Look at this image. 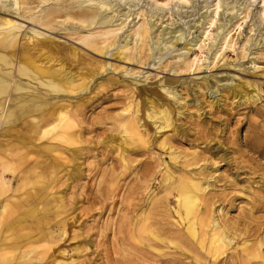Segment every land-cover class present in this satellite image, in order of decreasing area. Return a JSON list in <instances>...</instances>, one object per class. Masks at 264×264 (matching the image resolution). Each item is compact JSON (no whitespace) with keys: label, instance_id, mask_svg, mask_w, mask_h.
<instances>
[{"label":"rangeland","instance_id":"1","mask_svg":"<svg viewBox=\"0 0 264 264\" xmlns=\"http://www.w3.org/2000/svg\"><path fill=\"white\" fill-rule=\"evenodd\" d=\"M74 1L50 0L62 6L49 26L31 18L38 9L35 0H20L16 13L9 8L0 11L1 18L27 28L30 39L21 40L25 48H37L43 60L61 61V75L69 84L77 88L88 82L71 98L77 103L69 102L65 93L57 94L58 99H67L64 103L69 104L79 133L76 144L59 142L75 151L74 158L69 154L72 150H63L65 159L48 156L46 162L20 174L19 180L12 176L18 170L7 173L6 195L38 192V208L45 206L55 219L57 238L47 252L67 264L123 260L167 264L129 248L139 238H127V220L151 215L161 221L157 228L174 231L176 198L166 187L183 175L205 183L209 214L227 225L224 230L231 244L215 259L172 235L161 236L164 243L146 250L167 252L181 264H243L244 250L260 241L264 256V22L257 16L261 0H219L217 13L218 0H188L179 7L157 10L155 16L149 12V0L120 2L111 8ZM95 8L111 19L100 24L98 19L90 22L78 16ZM145 20L146 50L133 34ZM115 28L106 36V29ZM225 28L230 29V41L223 47ZM155 46L159 54L152 57ZM150 107L166 109L167 126H159L158 114L147 117ZM126 116L137 117L144 144L133 140L124 147ZM21 130L29 141L36 139L34 132ZM14 139L6 135L3 141ZM169 147L179 157L173 159ZM25 149L16 148L12 158ZM33 169L38 173L33 174ZM58 206L64 209L57 214ZM249 256L250 264H261V258Z\"/></svg>","mask_w":264,"mask_h":264},{"label":"bare ground","instance_id":"2","mask_svg":"<svg viewBox=\"0 0 264 264\" xmlns=\"http://www.w3.org/2000/svg\"><path fill=\"white\" fill-rule=\"evenodd\" d=\"M35 1L38 9L31 14V18L38 17L34 20L41 21L45 26L51 25L54 14L61 10L62 5L49 3L50 0ZM127 1L131 2L132 0H81L80 2H96L100 8H111L115 4L127 3ZM174 1L176 2L149 0L147 1L149 12L155 16L158 14L157 10L164 9L168 5L179 7V5L188 2V0ZM219 3V0L215 3V13L220 7ZM8 8L16 13L20 8V0H0V11ZM140 13L144 16L143 10H140ZM123 15L126 19L129 16V11ZM78 16L90 22L98 19L100 24L111 19L99 14L96 8L80 11ZM257 16L264 22V0H261ZM118 28H122V26ZM116 29H106V36ZM26 31V27L15 22L12 23L10 18L0 17V197L8 191L6 185L9 183V177H7V173H15L18 170L12 176L19 180L20 174H27L39 162H46V157L51 156V160L65 159L64 153L70 150L72 151L69 154L73 159L75 151L60 145L59 142L76 144L80 140L78 131L74 129L76 126L74 115L68 109L69 104L64 103L67 99H58L57 94L58 92L65 93L70 98L69 102L77 103L78 99L71 98L75 97L79 91L86 89L88 82L75 88L61 75L64 71L61 61L56 60L57 63H53L54 60L50 62L49 58L43 60L40 57L41 54H38L40 52L37 48L31 51L27 47L26 49L24 47L26 44L21 42L24 37L26 40L30 39ZM32 31L37 36L41 35L36 30ZM229 31L230 29H223L220 42L223 47L229 44ZM148 33L149 26L146 20L139 22L133 30L135 39L139 40L140 47L144 50H146L144 44L148 39ZM180 35L181 33L179 34L181 38ZM37 36L35 37L37 38ZM88 44L99 49L93 41H88ZM154 48L157 50L150 52V55L157 57L159 48L157 46ZM163 92L169 94L171 91L164 89ZM147 100L150 102L148 96ZM155 114L161 118L159 126H167L169 114L166 109L156 111L150 107L147 117L151 118ZM136 118V116L125 117L126 127L123 130L125 138L121 140L124 147L132 145L133 140L144 144L142 141L143 132L139 129ZM22 127L34 132L36 139L29 141L30 136L21 130ZM6 135L8 138L15 137L16 142L3 141ZM21 146L26 149L12 158V151ZM169 148V154L173 159L179 157L175 149ZM126 149L131 148L126 147ZM63 150H65L64 153ZM40 152L41 155L38 159H28L34 153ZM26 163L27 166L24 169L20 168L22 164ZM31 172L38 173L35 169ZM39 177L41 176L38 174ZM204 184L200 179L199 181L192 180V178L183 175L175 177L172 180V185L166 188L169 193L175 194L176 198V206H174L178 218L176 229L173 231L172 229L157 228L156 223L159 224L161 221L152 218L151 215L140 219L136 217L133 219L134 221L129 219L127 220V238H139V243L129 244V248L135 253L148 254L151 259H158L167 264H181L182 261L177 256L169 255L164 251L154 253L145 248L146 246L148 248L159 246V242L164 243L160 239L161 236L171 237L170 235H172L180 242H189L195 251L198 252V249H201L210 258L215 259L223 252L224 248L231 244L232 238L224 230L227 225L210 216V202L204 196L207 187ZM38 196V192L28 191L24 194H5L0 198V264H67L57 259L56 255L52 256L50 252H47L50 248L49 245L57 238L53 230L55 219L49 217L50 210L45 206L42 205L38 208V202H36ZM62 209L64 208L58 206L55 212L58 214ZM159 215L160 213L157 212L156 216ZM151 218L154 222L150 221ZM122 227L125 228V223ZM64 233V229H61L59 236L62 237ZM143 240L146 245H143ZM260 244L259 241L257 247L253 246L244 250L246 255L243 264H250L251 256L249 255L251 254L261 258V264H264V256L260 254L258 247ZM120 264L127 263L123 260Z\"/></svg>","mask_w":264,"mask_h":264}]
</instances>
